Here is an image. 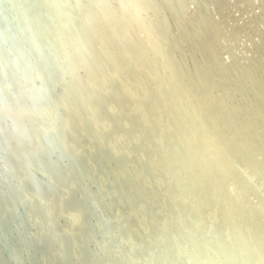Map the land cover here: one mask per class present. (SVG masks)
<instances>
[{"label":"bare ground","instance_id":"obj_1","mask_svg":"<svg viewBox=\"0 0 264 264\" xmlns=\"http://www.w3.org/2000/svg\"><path fill=\"white\" fill-rule=\"evenodd\" d=\"M183 2L0 0V264H264V0Z\"/></svg>","mask_w":264,"mask_h":264},{"label":"water","instance_id":"obj_2","mask_svg":"<svg viewBox=\"0 0 264 264\" xmlns=\"http://www.w3.org/2000/svg\"><path fill=\"white\" fill-rule=\"evenodd\" d=\"M111 1H116V0H111ZM200 2H202V3L204 2V3H206V5H208L210 2H211L210 4H212V5H218L219 10L217 12L211 10V16H212V18H214V20L221 21L223 19H229L232 16L231 8H230V6L227 3H225V0H218V1L217 0H184L183 5H182V9H181V17H180V20H181L182 23L183 22L186 23L188 20H190L191 18H193L196 15V4H199ZM190 3H193L194 6H191ZM118 13L119 12L117 11V14ZM242 16H243V18H245V15H242ZM167 20H170L168 16H167ZM90 23L93 25L94 29L97 28V26H96V24L94 22V19H92L90 21ZM92 37H93L92 38V43L95 46L98 45V43L95 41V40H97L95 35L92 36ZM243 81H244V83L247 82V80H243ZM249 97H250V99H252V95H249ZM251 184L256 187L257 192L261 193V195L264 196V193H263V191L261 189V186L260 185L259 186L256 185V184H259L257 179H255L253 177V179L251 180ZM234 188H235V186H234ZM61 219H62V217L61 218L57 217L56 218V220H57L56 223H59V221Z\"/></svg>","mask_w":264,"mask_h":264}]
</instances>
